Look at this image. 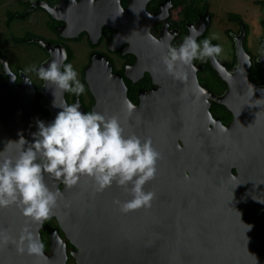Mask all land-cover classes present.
Here are the masks:
<instances>
[{
  "label": "flooded vegetation",
  "instance_id": "1",
  "mask_svg": "<svg viewBox=\"0 0 264 264\" xmlns=\"http://www.w3.org/2000/svg\"><path fill=\"white\" fill-rule=\"evenodd\" d=\"M16 1L19 10L2 24L7 34L0 35V157L14 159L20 146L7 142L17 140L18 134L31 141L37 120L48 123L60 111L53 107L54 86L25 69L47 66L66 53L64 62L73 65L85 92L77 97L57 89L56 103L78 101L81 111L110 117L117 101L115 93L124 89L135 108L129 118L141 119L142 138L151 139L161 154L157 162L161 178L170 172L177 175L179 206L182 202L194 204L200 197L211 204L183 211L193 216L184 225L186 232L177 234L172 245L184 246L177 249L192 261L264 264V192L260 187L264 167V0H252L258 13L253 19L231 12L220 28L214 25L218 18L209 0ZM15 18L23 26L17 24L13 34L10 24ZM190 25L204 26L198 41L215 36L211 42L226 51L215 62L211 58L194 60L184 69L185 80H166L160 57L169 43L178 46L189 35ZM166 33L172 34L171 41L164 38ZM150 37L164 38L162 45L154 44ZM91 66L98 81L108 75V69L120 78L122 88L104 83L92 90L87 76ZM181 181L186 183L184 188ZM208 182L209 194L203 191ZM57 185L65 187L59 181ZM144 187L149 191L148 183ZM120 190L115 184L102 192L94 189L96 209L106 219L116 214L114 201L128 197ZM181 210L177 208V214ZM129 212L121 217L126 224L131 219ZM45 223L57 226L54 218ZM175 227L182 229L179 223ZM39 232L45 247L38 258L48 262L53 254L51 241L45 230ZM58 234L65 253L63 264H78L90 252L67 239L61 229ZM133 243L125 246L128 250L119 251L134 254L128 255L133 260L129 262H135L139 254L146 256L143 246ZM97 251L113 257L107 248ZM7 253L5 243L0 244V264H5Z\"/></svg>",
  "mask_w": 264,
  "mask_h": 264
},
{
  "label": "clouds",
  "instance_id": "2",
  "mask_svg": "<svg viewBox=\"0 0 264 264\" xmlns=\"http://www.w3.org/2000/svg\"><path fill=\"white\" fill-rule=\"evenodd\" d=\"M74 3L75 0H72ZM203 25L189 26V35L178 46L169 43L160 60L164 71L177 80H185L184 69L194 60L211 58L214 62L221 56L220 44L211 38L197 40ZM156 45L163 39H173L166 33L164 38L150 37ZM66 53L53 58L47 66H31L25 71L35 72L47 85H53V107H58L54 119L48 123L37 120V130L28 141L22 134L10 144L20 146L18 155L0 157V208L15 204L23 216L35 222L50 218L62 193L53 191L45 182V175L55 178L66 188L77 185L82 176L93 181L95 191L102 192L115 184L128 193V199L116 200L119 210L127 213L139 208H149L155 197L146 191L145 185L157 172L161 154L153 147L151 139H141L135 134L125 135L116 116L106 117L96 111H81L79 102L57 104L55 91L70 93L77 97L85 92V86L71 63H65ZM134 108L127 104L129 112ZM17 250L29 254L44 255V243L27 228L23 230ZM9 237L0 233V244Z\"/></svg>",
  "mask_w": 264,
  "mask_h": 264
},
{
  "label": "water",
  "instance_id": "3",
  "mask_svg": "<svg viewBox=\"0 0 264 264\" xmlns=\"http://www.w3.org/2000/svg\"><path fill=\"white\" fill-rule=\"evenodd\" d=\"M93 68L94 66H91L87 73L92 90L97 86H103L104 83H110L114 89L115 87L117 89L122 88L119 84L120 78L117 75L110 74L107 69L108 75L98 81L97 71ZM192 79L195 80L194 75ZM166 80L174 81L176 79L168 75ZM115 96L117 101L115 102L113 116L120 120L125 135L135 134L143 140L141 119H130L128 116L130 112L127 109V104L129 102L126 99L124 89L118 90ZM132 111H135V108ZM13 122H15V118ZM9 157L13 158V156ZM261 169L260 187L261 192H264V167L262 166ZM45 182L53 191L59 190L62 193L58 199L57 206L50 214V218L56 220L57 226L52 227L48 223L43 225V222L32 221L30 218L23 216L21 209L15 204L0 208V233L10 238L5 243V248L10 250L4 261L5 264H63L65 253L62 249L63 243L62 238L58 234V229H61L65 233L66 238L73 241L76 245L80 243V248L90 250L88 254L82 257L81 261H78V264H255L253 262L209 263L192 261L186 259L177 249L180 248L182 250L184 246L172 245L175 240L177 241V234L186 232L184 225L189 222L188 217L190 214H185L183 212L185 209L212 207L207 200L201 199V197L194 204L188 205L182 202L179 206L176 199L179 183L174 172H170L161 178L160 170L157 168L155 177L147 182L149 191L155 193L151 206L147 208L145 213L144 208L131 210L129 212L131 219H129L128 224L122 221V212L119 207L116 209V214L108 216V219L96 209L93 182L87 176H82L79 183L72 188H58L57 180L47 174L45 175ZM184 184L186 183L181 181L182 188H184ZM202 185L204 186V181ZM205 186L204 192L207 194L212 192L209 182ZM122 190L124 189L122 188ZM122 190H120V193L124 192ZM202 194L198 193V195L203 197L207 195ZM126 199L128 197L120 200ZM177 208L182 209L179 214L176 212ZM176 217L180 220L177 221ZM101 219H104V221L100 222ZM177 223L182 225L181 230L176 229L175 224ZM25 228L34 235H38L39 239L40 229L48 233L53 250L48 262L43 258H38L37 255L29 254L26 247L23 252L17 250V242L20 236L24 234L23 230ZM141 240L147 241V244L142 245L141 242L143 241ZM131 242L136 243L138 247L143 246L146 250L144 253L146 256L141 257V254H139L135 262H129L133 261L128 256L130 254L127 253L126 255V253L119 251L128 250V247L125 248V246L131 244ZM103 248L113 251L111 254L113 257L110 258L109 255L106 256L107 254L97 251ZM133 255L131 254L130 256Z\"/></svg>",
  "mask_w": 264,
  "mask_h": 264
},
{
  "label": "rangeland",
  "instance_id": "4",
  "mask_svg": "<svg viewBox=\"0 0 264 264\" xmlns=\"http://www.w3.org/2000/svg\"><path fill=\"white\" fill-rule=\"evenodd\" d=\"M211 2L212 10L217 15V22L214 24L216 26H220L223 23H226V18L228 15L232 13L240 14L241 16H246V18H252L257 13L256 6L253 4L252 0H209ZM17 1L16 0H0V35H6L7 34V28L3 26L2 24L6 22V20L12 18L13 12L19 10L18 6H15ZM10 13H12L10 15ZM32 21H35V15H32ZM40 22L42 20L39 19ZM36 22V21H35ZM17 24H20L23 26V21H18L17 18L13 19L11 22V30L15 34V31H17ZM2 25V26H1ZM218 26V27H219ZM220 28V27H219ZM21 29H18V31ZM226 50H223L225 52ZM227 53V52H226Z\"/></svg>",
  "mask_w": 264,
  "mask_h": 264
},
{
  "label": "trees",
  "instance_id": "5",
  "mask_svg": "<svg viewBox=\"0 0 264 264\" xmlns=\"http://www.w3.org/2000/svg\"><path fill=\"white\" fill-rule=\"evenodd\" d=\"M10 15H11V13H10Z\"/></svg>",
  "mask_w": 264,
  "mask_h": 264
}]
</instances>
